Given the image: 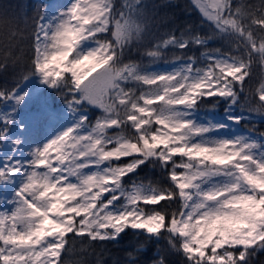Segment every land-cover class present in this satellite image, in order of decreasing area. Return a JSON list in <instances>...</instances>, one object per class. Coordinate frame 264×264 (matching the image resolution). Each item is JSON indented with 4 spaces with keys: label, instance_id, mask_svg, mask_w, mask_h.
I'll return each instance as SVG.
<instances>
[{
    "label": "snow or ice",
    "instance_id": "obj_1",
    "mask_svg": "<svg viewBox=\"0 0 264 264\" xmlns=\"http://www.w3.org/2000/svg\"><path fill=\"white\" fill-rule=\"evenodd\" d=\"M0 264H264V0H0Z\"/></svg>",
    "mask_w": 264,
    "mask_h": 264
},
{
    "label": "trees",
    "instance_id": "obj_2",
    "mask_svg": "<svg viewBox=\"0 0 264 264\" xmlns=\"http://www.w3.org/2000/svg\"><path fill=\"white\" fill-rule=\"evenodd\" d=\"M180 3H187V0H179ZM77 248H79V245H77ZM77 258L76 256H70L69 259H75Z\"/></svg>",
    "mask_w": 264,
    "mask_h": 264
}]
</instances>
